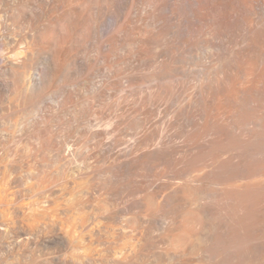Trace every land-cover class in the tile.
Here are the masks:
<instances>
[{
	"label": "bare ground",
	"instance_id": "obj_1",
	"mask_svg": "<svg viewBox=\"0 0 264 264\" xmlns=\"http://www.w3.org/2000/svg\"><path fill=\"white\" fill-rule=\"evenodd\" d=\"M0 264H264V0H0Z\"/></svg>",
	"mask_w": 264,
	"mask_h": 264
}]
</instances>
